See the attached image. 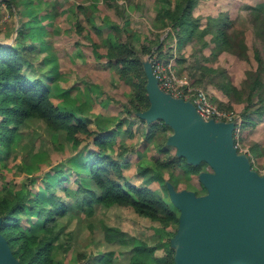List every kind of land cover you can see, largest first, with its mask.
<instances>
[{
	"label": "trees",
	"instance_id": "1",
	"mask_svg": "<svg viewBox=\"0 0 264 264\" xmlns=\"http://www.w3.org/2000/svg\"><path fill=\"white\" fill-rule=\"evenodd\" d=\"M2 1L9 7H13L18 5L20 0ZM112 1L115 2V6H119L116 3L117 0ZM157 1L160 5L156 18H161L164 26H170L165 40L171 38L174 33L182 42L201 34L200 17L194 14L197 0ZM31 5L34 7V3ZM76 7L88 20L86 6L77 4ZM257 8L258 12H254V16L256 21L262 22L261 32L263 33L264 16L259 13L264 11V6ZM129 15L130 13L126 10L123 11L122 27L117 22L110 21V30L114 33H112L113 38L109 39L105 45L104 52L99 51L102 44L89 36L93 53L97 57H104L106 66H111L131 83L134 89L141 88L144 93L135 94L134 98L123 105L118 114L96 111V105L103 106L107 100L102 95L92 97L90 94L88 97V93L75 84L67 88L62 86L66 96L63 93V101L55 102L51 97L50 86L46 85L43 79L32 78L25 72L26 56L31 55L34 46L30 45L29 41L27 43L21 41L25 40V29L31 24L30 20L20 22L15 43H0V156L5 161L19 159L21 172L30 167V159L36 150H34L35 147L29 150L24 141L25 128L29 126L31 120H38L45 130L56 137L58 145L69 141L75 148V152L68 159L58 162L40 177L39 182L43 183L44 192L36 186L39 182H31L30 187L23 185L16 188L14 183L6 182L3 183L4 186L3 184L1 186V189L4 187V191L0 193V231L6 237L13 254L22 264H70L58 257L62 252L66 255L73 249L72 232L67 230V224L59 225L61 219L77 216L75 210H78L79 215L83 217H90L98 208L112 207H126L140 217L149 218L162 225H175L176 231L169 233L165 227L156 228L155 234L158 238L150 242L119 226L103 223V240L115 248L99 251L93 257L88 256L83 264H175L176 246L172 238L178 232L180 211L170 198L169 185L166 184L167 179L164 177L163 170L184 166L190 175L198 176L201 182L199 175L202 171H208V163L201 161L193 164L182 155L173 156L169 160H161L159 156L153 159L150 157L140 163V170L147 176L144 186L134 184L124 174L123 169L127 167L126 164L130 158L129 152L135 151H131L124 140L118 141L124 131L129 129L133 131L132 126L135 122L132 118H127L124 113L133 116L150 106L146 89L148 74L142 53L143 50L145 53L148 41L141 39L140 34H137L138 31H134L132 37L134 40L141 41L139 47L142 50L136 48L134 40H123L121 37V34L131 25ZM214 18H212L213 23L220 25L212 28V23L207 22L209 26L205 29L215 42L214 47L219 49L223 46L239 45L221 26L227 18ZM37 21L39 23L41 19ZM77 28L79 31L85 29L80 21ZM35 35L37 36L36 33ZM203 42L204 45L208 44L206 40ZM255 56L258 70L250 83L247 94L248 103L244 106L243 112L244 122L253 125L258 122V119L252 116V112L258 117L264 114V96H262L264 83L260 80V72L264 69V57L258 49ZM202 68L216 71L214 67L210 69L205 65H202ZM177 69L181 73L186 72L178 66ZM139 77H141L140 82H136L135 79ZM210 79L213 80L212 75ZM221 87L229 95L233 90L236 97H241L239 90L230 82H222ZM74 90L77 92L73 93ZM81 95H85L86 98H82ZM254 96L259 104L252 108L250 103ZM250 108H252L251 112L248 113ZM141 121L146 120L141 119ZM150 127L149 134L153 132L154 125L151 123ZM22 145L25 146L22 147ZM157 149L159 151V147ZM21 150L23 152H20ZM136 153L142 152L136 149ZM68 161L79 164L81 168L73 170V184L66 173L65 163ZM250 162L253 166V162ZM174 188L179 190L177 187ZM35 191L42 192V196ZM167 234L169 236H166ZM153 237L155 238L154 234ZM159 246L164 251L162 258L157 254ZM58 259L60 261H57Z\"/></svg>",
	"mask_w": 264,
	"mask_h": 264
},
{
	"label": "rangeland",
	"instance_id": "2",
	"mask_svg": "<svg viewBox=\"0 0 264 264\" xmlns=\"http://www.w3.org/2000/svg\"><path fill=\"white\" fill-rule=\"evenodd\" d=\"M31 3H34V7ZM116 3L119 6H115V2L112 0L108 2L106 0H20L18 5L9 7L0 1V43H15L20 22L30 20L31 24L25 29V40L21 41L22 43L29 41L30 45L34 46L31 55L26 56L25 72L32 78L43 79L45 84L50 86L51 97L55 102H62L64 88L75 84L81 90H85L88 97L90 94L92 97L102 95L107 100L103 106L96 105V111L118 114L123 105L129 99L134 98L135 94L144 93L141 88L134 89L133 85L111 66H106L104 57H97L93 53L89 36L102 44L99 51L104 52L105 45L109 39L113 38L112 33H114L110 30V21H115L122 27L124 23L123 11L126 10L130 13L131 25L121 34V37L123 40H134L132 36L136 30L141 39H147L148 45L145 53L139 47L141 41H133L137 49L143 50L146 71L149 72L152 57L172 61L180 69L185 70L196 84L205 88L216 104L235 112L240 121L239 129L236 132L239 144L244 150H247L249 160L253 162L252 168L261 174L264 173V114L258 117L252 112V116L258 119L255 125L245 123L243 115L244 106L248 103L247 94L250 83L258 70L256 50L258 49L261 56L264 57L262 22L256 21L254 16V12H258L257 7L264 6V0H197L194 14L200 17L199 27L202 32L184 42L180 41L175 33L168 40L164 39L170 26H164L161 18H156V12L160 5L157 0H117ZM136 3L137 5H135ZM77 4L86 6L88 20L77 9ZM259 14L264 16V11ZM214 17L227 18V21H224L225 23L221 26L240 46H223L219 49L214 47L215 42L211 39V35L205 31L209 26L207 22L212 23V28L220 25L213 23ZM39 19L41 21L38 23ZM78 21L85 28L82 29L83 31L78 30ZM203 40H206L208 44L204 45ZM202 65L210 69L214 67L216 71L202 68ZM211 75L213 80L210 79ZM140 80L141 77L135 79L136 82H140ZM260 80L264 83V69L260 72ZM227 81L239 90L240 98L235 96L233 90L230 91L231 95L223 90L221 84ZM76 92L77 90L73 91V93ZM217 94L220 96L218 97ZM262 96H264V90ZM81 97L86 98L85 95H81ZM144 103L146 104L147 101L145 100ZM258 104L259 102L254 96L250 105L254 108ZM143 111L135 113L133 116L124 113L127 118H132L135 121L132 126L133 131L130 129L124 131L118 138V141L124 140L131 151L135 150L134 153L129 152L130 158L123 172L138 186H144L147 180L146 174L140 170L142 161L158 156L161 160H169L178 155L177 147L168 142L169 136L173 133L171 126L162 119L141 121L143 118L140 114ZM151 123L154 125V129L149 134ZM110 128H112L111 124ZM25 129L24 144L29 150L34 147L36 150L30 159V167L21 172L19 159L5 161L0 156V193L4 191V187L1 189L4 182L14 183L16 188L23 185L30 187L31 182L40 181V177L46 170L58 162L68 159L75 152V148L69 141L58 145L56 137L45 130L38 120H31ZM157 147H159V151ZM136 149L142 153L137 154ZM65 165L67 166L66 173L73 184V170L81 168L79 164H72L69 161ZM207 170L212 171L213 169L208 165ZM163 172L168 185L177 187L179 190L196 191L197 195L207 192L198 176L190 175L184 166L166 168ZM36 186L44 192L42 182ZM36 189L38 190V188ZM58 191L60 193V190ZM35 192L42 196V192ZM75 211L77 216L61 219L62 221L59 223V225L67 224V230L72 232L73 249L66 255H64L65 252L58 255L59 259L70 264H83L88 256L93 257L99 251L115 248L103 240V223L119 226L140 238L148 239L150 242H154L158 238V235L155 234L156 228L165 227L169 233L176 231L175 225H162V223L154 222L149 218L140 217L132 209L126 207L98 208L96 213L90 217H83L79 215L78 210ZM157 254L160 255V258L164 256L161 246L158 247ZM59 259L57 261H60Z\"/></svg>",
	"mask_w": 264,
	"mask_h": 264
},
{
	"label": "water",
	"instance_id": "3",
	"mask_svg": "<svg viewBox=\"0 0 264 264\" xmlns=\"http://www.w3.org/2000/svg\"><path fill=\"white\" fill-rule=\"evenodd\" d=\"M147 74L150 106L140 116L164 120L177 154L213 169L199 175L205 194L168 186L180 211L175 264H264V173L234 146L235 123L203 119L190 102L160 90L151 66ZM0 264H22L1 231Z\"/></svg>",
	"mask_w": 264,
	"mask_h": 264
},
{
	"label": "built area",
	"instance_id": "4",
	"mask_svg": "<svg viewBox=\"0 0 264 264\" xmlns=\"http://www.w3.org/2000/svg\"><path fill=\"white\" fill-rule=\"evenodd\" d=\"M151 68L160 90L175 99H183L190 102L203 119L234 122V146L238 152L247 154V150L240 146L237 138L236 132L239 129L240 121L235 112L216 104L209 92L196 84L188 73L179 72L174 62L152 57Z\"/></svg>",
	"mask_w": 264,
	"mask_h": 264
},
{
	"label": "crops",
	"instance_id": "5",
	"mask_svg": "<svg viewBox=\"0 0 264 264\" xmlns=\"http://www.w3.org/2000/svg\"><path fill=\"white\" fill-rule=\"evenodd\" d=\"M0 1H2V0H0ZM3 2V1H2ZM217 96L219 97L220 95L219 94H217Z\"/></svg>",
	"mask_w": 264,
	"mask_h": 264
}]
</instances>
